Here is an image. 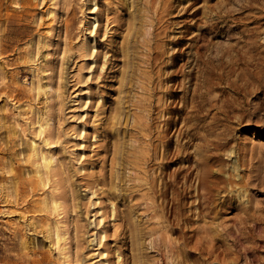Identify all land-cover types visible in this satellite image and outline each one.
<instances>
[{"label": "rangeland", "instance_id": "374dc122", "mask_svg": "<svg viewBox=\"0 0 264 264\" xmlns=\"http://www.w3.org/2000/svg\"><path fill=\"white\" fill-rule=\"evenodd\" d=\"M250 3L0 0V264L264 263Z\"/></svg>", "mask_w": 264, "mask_h": 264}, {"label": "bare ground", "instance_id": "6f19581e", "mask_svg": "<svg viewBox=\"0 0 264 264\" xmlns=\"http://www.w3.org/2000/svg\"><path fill=\"white\" fill-rule=\"evenodd\" d=\"M237 1V4H236V14L237 15H239V14H244V12H247V11H249V10H252L253 9V7H252V3H250V2H256V3H258L260 6H264V0H236ZM232 2H233V0H232ZM232 5H233V3H231ZM235 6V5H234ZM226 7V6H225ZM232 8V7H231ZM234 8V7H233ZM259 8V7H258ZM229 9V8H228ZM260 10H258V12L261 14L263 11H264V9H261V7L259 8ZM225 11H227V10H225ZM234 13H235V11H234V9L232 10ZM257 12V13H258ZM216 13V12H215ZM226 13V12H225ZM232 13V12H231ZM252 13H253V10H252ZM255 13V12H254ZM264 13V12H263ZM226 14H228V13H226ZM259 14V15H260ZM223 15V14H222ZM258 15V16H259ZM262 15V14H261ZM264 15V14H263ZM229 16V15H228ZM231 16V15H230ZM252 16V15H251ZM258 16H256L255 18H254V23H258L259 22V20L262 18L261 16L260 17H258ZM218 17V16H217ZM226 17V16H225ZM240 17H242L241 15H240ZM249 17V15L248 14H245L244 16H243V19H246V18H248ZM238 18V17H237ZM236 18V19H237ZM251 18V17H250ZM252 19V18H251ZM235 20V19H234ZM236 21H238V19L236 20ZM241 21V20H240ZM238 23V22H237ZM249 23V22H248ZM255 25V24H254ZM253 25V26H254ZM259 26H260V24H259ZM258 26V27H259ZM245 27V26H244ZM242 30V29H241ZM259 29L258 28H250V29H248V31H250V33H249V35H246V37H252V36H256L258 33H259V31H258ZM259 36V35H258ZM258 36H256V37H258ZM252 39V38H251ZM254 39V38H253ZM260 39V38H259ZM249 41V40H248ZM248 41H246V42H248ZM257 41V40H256ZM239 42V41H238ZM254 42V41H253ZM249 43V42H248ZM260 43V42H259ZM264 44V43H263ZM258 45V44H257ZM249 46V45H248ZM259 46V45H258ZM247 47V46H246ZM249 48H251V47H249ZM198 49V48H197ZM246 49V48H245ZM262 50V49H261ZM260 50V51H261ZM241 51V50H240ZM239 51H237V53H238ZM243 52V51H242ZM248 52V51H247ZM246 53V52H245ZM256 53V52H255ZM240 54V53H239ZM258 55V54H257ZM196 57V56H195ZM196 59H198V56H197V58ZM193 60H195V58L193 59ZM264 60V59H263ZM261 61V60H260ZM259 61V62H260ZM249 63V62H248ZM262 63V62H261ZM246 66V65H245ZM246 67H248V65L246 66ZM250 67V66H249ZM262 69V68H261ZM251 71V70H250ZM248 73V72H247ZM250 78V77H249ZM252 80V79H251ZM246 82H248V81H246ZM251 82V81H250ZM249 82V83H250ZM196 165H198V163L196 164ZM164 166H166V163L164 164ZM192 169H194V168H192ZM203 169V167L201 168V170ZM199 172V171H198ZM202 172V171H201ZM207 172V171H206ZM202 173H204V171L202 172ZM185 174H187V173H185ZM199 174V173H198ZM206 174V173H205ZM208 174H209V172H208ZM199 176H201V174L199 175ZM199 176H198V178H199ZM202 177H203V175H202ZM207 178V177H206ZM222 178V177H221ZM224 178V177H223ZM194 179V178H193ZM226 179V178H225ZM153 180V179H152ZM171 181H173V180H171ZM184 181V180H183ZM198 181V180H197ZM208 181V180H207ZM222 181V180H221ZM227 181H228V179H227ZM192 182V181H191ZM201 182H202V180H201ZM226 182V181H225ZM229 182H230V179H229ZM153 183V182H152ZM181 183V182H180ZM221 183H223V182H221ZM191 184V183H190ZM199 184V183H198ZM152 185V184H151ZM150 185V186H151ZM207 185V184H206ZM205 185V186H206ZM233 185V184H232ZM169 183H164L163 184V192L165 193L167 190H168V188H169ZM190 186V185H189ZM199 186V185H198ZM228 186H230V185H228ZM184 187V186H183ZM202 187L204 188V186L202 185ZM210 187H212V188H214V191L216 190V188L215 187H213V185L212 186H210ZM185 188V187H184ZM198 188H201V186L200 187H198ZM226 188H227V186H226ZM208 189H209V187H208ZM207 189V190H208ZM229 189H231L230 187H229ZM178 190V189H177ZM204 190V189H203ZM202 190V191H203ZM210 190H211V188H210ZM209 190V191H210ZM213 190V189H212ZM211 190V191H212ZM227 190H228V188H227ZM183 191V190H182ZM217 191V190H216ZM238 191V190H237ZM207 192V191H206ZM176 193V192H175ZM213 193V192H212ZM238 193V192H237ZM208 194V193H207ZM217 194H218V192H217ZM226 194V193H225ZM234 194V193H233ZM178 195H179V193H178ZM212 195V194H211ZM210 195V196H211ZM215 195V194H214ZM232 195V194H231ZM164 196V195H163ZM194 196V195H193ZM196 196V195H195ZM204 196V195H203ZM210 196H208V197H210ZM213 196V195H212ZM216 196V195H215ZM218 196V195H217ZM177 197V196H176ZM201 197V196H200ZM205 197V196H204ZM203 197V198H204ZM199 198V197H198ZM197 199V198H196ZM200 199V198H199ZM208 199V198H207ZM211 199H212V197H211ZM214 199H215V197H214ZM178 200V199H177ZM213 200V199H212ZM211 200V201H212ZM166 201V200H165ZM203 201V200H202ZM203 202H206V201H203ZM176 203V202H175ZM222 203V202H221ZM165 204V203H164ZM177 204V203H176ZM183 204V203H182ZM211 204V203H210ZM155 205V204H154ZM212 205H213V203H212ZM164 206V205H163ZM178 206V205H177ZM202 206H204V205H202ZM207 206V205H206ZM205 206V207H206ZM211 206V205H210ZM180 207H182V205L180 206ZM155 208V207H154ZM176 208V207H175ZM179 208V207H178ZM184 208V207H183ZM197 208L199 209V214L202 212V207H201V202L199 201V203L197 204ZM197 208H195L196 209V211H197ZM210 209V208H209ZM217 209V208H216ZM216 209L214 210V212H216ZM247 210V209H246ZM168 211V210H167ZM183 212V211H182ZM205 212V211H204ZM189 215V214H188ZM208 215V214H207ZM168 216V215H167ZM179 216V215H178ZM201 216V215H200ZM204 216V215H203ZM173 217V216H172ZM172 217H171V219H172ZM245 217V216H244ZM178 218V217H177ZM176 217H175V219H177ZM197 218V217H196ZM248 218V217H247ZM247 218H245V219H247ZM166 219H167V217H166ZM179 219V221H180V218H178ZM195 219V218H194ZM244 219V220H245ZM187 220V219H186ZM178 221V220H177ZM172 222V221H171ZM174 223V222H173ZM176 223V222H175ZM174 223V224H175ZM179 224V223H178ZM177 224V225H178ZM168 226V225H167ZM174 226V225H173ZM181 226V225H180ZM209 226V225H208ZM211 226V225H210ZM190 227V226H189ZM174 228V227H173ZM191 228V227H190ZM240 228V227H239ZM192 229H194V227L192 228ZM205 229H208V228H205ZM202 230V229H201ZM184 231H186V229L184 230ZM191 231V230H190ZM203 231V230H202ZM221 231V230H220ZM211 232V231H210ZM218 232V231H217ZM216 232V233H217ZM239 232V231H238ZM206 235V234H205ZM209 235V234H208ZM213 235V234H212ZM187 236V235H186ZM190 236V235H189ZM188 236V237H189ZM197 236V235H196ZM195 236V237H196ZM201 236V235H200ZM204 236V235H203ZM238 236V235H237ZM189 238H191V236L189 237ZM197 238V237H196ZM196 238H195V240H196ZM207 238V237H206ZM213 238V237H212ZM215 238V237H214ZM237 238V237H236ZM184 239H186V238H184ZM200 239V238H199ZM216 239V238H215ZM218 239V238H217ZM203 240V239H202ZM205 240V239H204ZM197 241H199L200 242V240H197ZM196 241V242H197ZM196 242H195V244H196ZM202 243V242H201ZM200 243V244H201ZM182 244V243H181ZM184 244V243H183ZM188 244V243H187ZM199 243H197V245H198ZM204 245V244H203ZM196 246V245H195ZM174 247H175V245H174ZM178 247H180V246H178ZM207 247V246H206ZM169 248H170V246H169ZM184 248V247H183ZM208 248H209V246H208ZM172 249V248H171ZM174 249V248H173ZM178 249V248H177ZM186 249H187V245H186ZM186 249H185V251H186ZM226 249V248H225ZM247 249V248H246ZM255 249V248H254ZM192 250V249H191ZM196 250V249H195ZM204 250V249H203ZM228 250V249H227ZM226 250V251H227ZM174 251V250H173ZM180 251V250H179ZM189 251V250H188ZM218 251H220V250H218ZM217 251V252H218ZM175 252H176V250H175ZM195 252V251H194ZM178 252H176V254H177ZM187 253V252H186ZM192 253V252H191ZM232 253V252H231ZM243 253V252H242ZM244 253H245V251H244ZM198 255H200V254H202L201 252H199V253H197ZM208 255V254H207ZM226 255H227V253H226ZM245 255V254H244ZM213 256V255H212ZM215 257V256H214ZM223 257V256H222ZM220 258V259H222V263L224 262V260H223V258ZM226 257V256H225ZM205 258V257H204ZM227 259V258H226ZM225 259V260H226ZM213 260V259H212ZM233 260V259H232ZM201 261H203V260H201ZM213 261H215V259L213 260ZM249 261V260H248ZM232 262H235V261H232ZM206 263V262H205ZM203 264V263H202ZM226 264V263H225ZM231 264V263H230ZM234 264V263H233ZM247 264H248V262H247ZM249 264H264V263H254V262H250Z\"/></svg>", "mask_w": 264, "mask_h": 264}]
</instances>
